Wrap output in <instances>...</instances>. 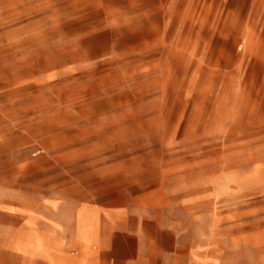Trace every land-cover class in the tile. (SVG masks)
Masks as SVG:
<instances>
[{
  "label": "rangeland",
  "instance_id": "1",
  "mask_svg": "<svg viewBox=\"0 0 264 264\" xmlns=\"http://www.w3.org/2000/svg\"><path fill=\"white\" fill-rule=\"evenodd\" d=\"M0 264H264V0H0Z\"/></svg>",
  "mask_w": 264,
  "mask_h": 264
},
{
  "label": "crops",
  "instance_id": "2",
  "mask_svg": "<svg viewBox=\"0 0 264 264\" xmlns=\"http://www.w3.org/2000/svg\"><path fill=\"white\" fill-rule=\"evenodd\" d=\"M85 228L86 227L84 226L83 229H80V226H76L75 224L70 226L68 229L71 236V240L80 241V238L85 239L88 233Z\"/></svg>",
  "mask_w": 264,
  "mask_h": 264
}]
</instances>
